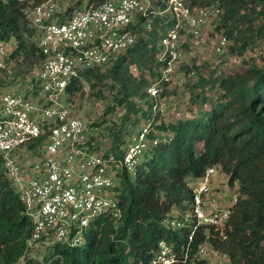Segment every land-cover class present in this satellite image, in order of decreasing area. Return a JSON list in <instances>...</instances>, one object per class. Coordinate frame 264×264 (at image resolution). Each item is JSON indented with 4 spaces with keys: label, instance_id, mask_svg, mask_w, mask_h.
I'll list each match as a JSON object with an SVG mask.
<instances>
[{
    "label": "trees",
    "instance_id": "trees-1",
    "mask_svg": "<svg viewBox=\"0 0 264 264\" xmlns=\"http://www.w3.org/2000/svg\"><path fill=\"white\" fill-rule=\"evenodd\" d=\"M63 1L69 12L102 0ZM189 2L194 7L214 4L220 10L213 31L226 37L230 56L241 57L247 49L264 42V0ZM156 5L163 8L159 0ZM22 7L12 0H0V43L10 41L12 45L5 60L11 73L1 72L4 77H0V85H4L0 89L5 88L7 79L10 84L22 80L41 57L36 32ZM142 19L143 16H138L131 25L135 41L130 47L108 65L82 73L87 92L77 80L68 82L65 102L71 103L75 96L83 95L99 100L106 92L112 95L114 105L123 108L120 126L106 127L110 142L103 152L97 151L94 134L86 143L88 149L104 157L119 159L126 136L142 121L149 120L158 134H170V140L149 147L133 173L116 172L114 190L119 218H98L84 231L79 246L59 243L46 246L41 257L34 251L35 258H27L24 263L19 262V257L30 236L31 223L0 158V264H149L159 239L175 242L186 239L185 226L170 228L162 220L170 219L171 211L188 207L189 183L208 166L219 170L227 186L238 193L222 233L210 231L209 242L226 254L230 264H264V48L260 46L256 52L257 63L241 60L238 69L227 68L222 75H215L211 65L204 61L192 59L189 64L181 63L179 69L185 77L193 72L195 79L187 86L188 99L198 101L199 107L188 119L164 123L158 120V112L153 113L155 100L144 89L157 75L160 65L157 42L170 22L155 15L149 28L143 29ZM129 66L139 73L136 77L129 73ZM175 90V86H168L160 97L165 99ZM210 92H215L213 99L205 96ZM112 107L107 106L108 110ZM129 116L132 119L127 126ZM97 125L96 121L89 123L93 130ZM180 216L176 215L178 219ZM200 239L199 232L192 237L191 253Z\"/></svg>",
    "mask_w": 264,
    "mask_h": 264
},
{
    "label": "built area",
    "instance_id": "built-area-1",
    "mask_svg": "<svg viewBox=\"0 0 264 264\" xmlns=\"http://www.w3.org/2000/svg\"><path fill=\"white\" fill-rule=\"evenodd\" d=\"M12 1L23 6L36 32L41 56L25 74L31 85L27 92L11 87L0 89L1 163L31 223L30 236L19 257V262L24 263L27 258H35L38 245L79 246L93 221L119 218L114 190L116 172L133 173L149 147L170 140V134H158L148 120L126 136L117 160L88 149L86 143L92 135L88 123L80 111L60 102L69 81L84 85V71L108 65L130 47L135 41L131 25L138 16H143V29L149 28L155 15L170 22L157 42V75L144 89L154 98L151 109L158 116L166 107L165 99L160 97L162 91L173 83L181 84L185 78L179 69L182 62L187 63V58L204 61L215 75H222L230 66L226 59L232 56L226 37L213 31L220 13L214 4L194 7L189 0H159L163 3L160 9L158 0H102L68 12L63 0ZM6 49L0 43V72L9 75ZM42 135V141L29 147ZM216 171L214 166H208L189 183L188 216L162 220L170 228L185 226L186 239H159L149 264H230L226 254L208 239L210 231L222 233L238 193L226 181L213 186ZM197 232L201 239L191 253L192 237Z\"/></svg>",
    "mask_w": 264,
    "mask_h": 264
},
{
    "label": "rangeland",
    "instance_id": "rangeland-1",
    "mask_svg": "<svg viewBox=\"0 0 264 264\" xmlns=\"http://www.w3.org/2000/svg\"><path fill=\"white\" fill-rule=\"evenodd\" d=\"M5 46L7 48L6 50H10L12 47L11 42L9 41V43L8 42L5 43ZM260 46L264 48V42H258L257 45L254 46L253 48L247 49L241 57L237 58L233 56L226 59V61L229 62L230 65L228 66L229 70L233 71L235 69H238L241 66V60H245L248 62L253 61L257 63L259 61V56L256 54V52L258 49L261 48ZM186 61L188 64L191 62V60H189L188 58L186 59ZM129 73H131L135 77L139 74L133 66H129ZM0 77H4V75L1 72H0ZM25 77L26 76L24 74L22 80L16 79V82L12 84H10V82L7 79V81L4 82L6 83V86L4 87L5 88L11 87L22 93L27 92L29 86L31 85L28 81L25 80ZM194 79L195 77L191 75L189 77L183 78V82L179 85H176L175 83L170 85V88L175 86L176 90L174 94H170L169 97L165 98L164 103L166 107L162 116H159L158 118L159 121H163L164 123L166 122L171 123L172 121L175 120L188 119V117L190 118L191 115L195 114L194 111H196V109L199 107V103L198 101L190 102V99H188V90H187V86H189ZM83 90L87 92V86L85 84ZM196 91H198V89L193 92ZM207 94L209 96H206ZM104 95L106 96L103 99H99V100L87 99L85 95H83L82 97L75 96V98H73L74 101L71 103H66L65 96L63 94L60 95V102L64 105L67 104L73 111H80L81 115L85 118L88 125L93 121L98 122V125L95 126L96 130H93L94 128L91 126L89 127L91 129L92 135L94 134L93 136L96 137L94 144L98 145L97 151H102V152L107 148L110 142V137L107 135L106 127L115 126L116 128H118L120 126L119 124L121 121V115L124 113L122 107L118 105H114V102L112 101V95L110 93L105 92ZM205 96L208 97V99H213L215 97V92L206 93ZM107 106H113V107L112 109L108 110ZM205 106L206 104L204 105V107ZM175 113H178V116H175ZM130 118L132 119V116H129L128 119ZM131 119L126 122L127 126H129L128 123L131 121ZM138 125L139 123L136 125V127ZM131 130L132 128L130 129V131ZM197 147H199V144H197ZM193 181L194 179H191V183ZM212 181H213V186L219 187L222 181H226V178L219 170H217L213 175ZM170 214L172 216H176L177 214L188 216L189 212L186 206L183 209V211H171ZM45 250L46 248L43 245H38L34 249L37 257H41L45 253Z\"/></svg>",
    "mask_w": 264,
    "mask_h": 264
}]
</instances>
